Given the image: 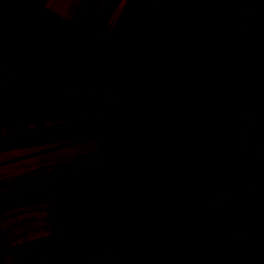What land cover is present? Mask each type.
I'll return each instance as SVG.
<instances>
[{"label":"crops","instance_id":"0c3cea01","mask_svg":"<svg viewBox=\"0 0 264 264\" xmlns=\"http://www.w3.org/2000/svg\"><path fill=\"white\" fill-rule=\"evenodd\" d=\"M91 2L0 0V261L8 264L124 263L118 246L143 148L130 150L99 199L81 232L84 249L58 253L67 209L87 185L137 143L156 158L118 92L174 115L197 74L188 113L201 114L194 99L208 88L237 104V115H224L229 128L246 122L254 139L264 136V69L239 100L264 61V31L252 15L259 0H95V37L106 54L70 37L85 30ZM260 257L245 264H264Z\"/></svg>","mask_w":264,"mask_h":264},{"label":"trees","instance_id":"16d2710c","mask_svg":"<svg viewBox=\"0 0 264 264\" xmlns=\"http://www.w3.org/2000/svg\"><path fill=\"white\" fill-rule=\"evenodd\" d=\"M94 6L95 0H92L84 24L85 30L78 31L70 37H85L93 42L98 50L106 54V49L95 37ZM252 13L253 18L264 31V0H259ZM106 68L109 72L110 67L107 65ZM262 69H264V61L256 74L249 79L239 100L246 95L256 75ZM13 75L14 72L10 77ZM195 84H198L197 74L192 80L182 106L174 115L169 116L160 114L158 111L160 104L153 99H148L140 108L137 94L131 91L118 92L119 103L132 109L142 121V131L145 130L153 141L162 142L164 148L155 159H151L149 148L137 143L125 151L110 168L100 174L94 183L87 185L82 195L76 198L67 209L69 218L67 233L58 253L77 252L84 249L77 234L82 228L91 225L99 199L110 186L116 172L123 165L132 148H143L145 158L133 210L125 234L118 246L124 255L123 264H133L141 253L145 256L143 264H201L207 239L219 231L215 225V216L224 217L223 228L234 225L236 221H240L249 229L264 223V205L257 201L245 203L240 208L226 203L214 208L209 214L201 212L202 205L198 203V195L207 189L212 176L224 172V161L220 160L222 158L221 145L227 139H238L240 130L233 121L232 126L218 144L212 141L210 130L213 118L229 114L237 115V104L226 106L208 88L201 87L194 99L195 104L201 109V114L194 116L188 113L187 106L191 87ZM163 129L168 130L170 135L168 139L161 138ZM204 156H207L208 160L203 166V171L196 175L197 180L193 183L187 180L179 184L183 185L187 194L178 203L167 204L166 207L172 208V211L164 210L165 206L156 207L154 191L163 177L162 170L166 164L170 160L196 161ZM162 213V221L154 223L156 217ZM166 224H172L175 230L170 238L163 232ZM259 239L261 237L250 233L233 248L230 258L246 250L251 241ZM260 259L264 260V250Z\"/></svg>","mask_w":264,"mask_h":264},{"label":"rangeland","instance_id":"374dc122","mask_svg":"<svg viewBox=\"0 0 264 264\" xmlns=\"http://www.w3.org/2000/svg\"><path fill=\"white\" fill-rule=\"evenodd\" d=\"M225 116L212 121L210 133L215 144L219 143L229 129L228 121L226 122L227 119H225L229 117ZM237 125H241L240 137L236 140L227 139L221 145L222 158L220 160L224 161V172L212 176L207 189L198 195V203L202 205V214H209L214 208L226 203L236 208L253 201L264 205V144L262 142L264 136H259L256 140L253 138L255 131L251 130L246 122H238ZM169 136L168 130L164 129L161 138L168 139ZM143 142L149 145L152 158H155L164 148L162 142L153 141L147 136L143 138ZM207 160V156L196 161L170 160L162 170L163 177L154 191L156 207L165 206L164 210L172 211V208L166 207L167 204L174 205L187 194L183 185L179 184L187 180L190 183L197 180L196 175L203 171ZM162 218L163 213L156 217L154 223H160ZM214 221L219 231L207 239L201 264H245L250 259L262 255L264 223L249 229L240 221H236L234 225L223 228L224 217L215 216ZM83 230L84 228L78 232L79 238ZM163 232L170 238L175 230L172 224H166ZM250 233L261 239L251 241L246 250L230 258L233 248ZM144 260L145 256L141 253L133 264H143Z\"/></svg>","mask_w":264,"mask_h":264},{"label":"built area","instance_id":"2783aa9c","mask_svg":"<svg viewBox=\"0 0 264 264\" xmlns=\"http://www.w3.org/2000/svg\"><path fill=\"white\" fill-rule=\"evenodd\" d=\"M247 12H248L249 14H251L250 10H247ZM0 264H8V263H5V262H3V261H0Z\"/></svg>","mask_w":264,"mask_h":264}]
</instances>
